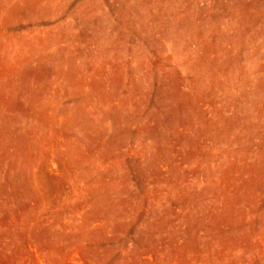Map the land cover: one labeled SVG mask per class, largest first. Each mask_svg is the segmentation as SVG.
I'll return each mask as SVG.
<instances>
[{
	"label": "rangeland",
	"instance_id": "rangeland-1",
	"mask_svg": "<svg viewBox=\"0 0 264 264\" xmlns=\"http://www.w3.org/2000/svg\"><path fill=\"white\" fill-rule=\"evenodd\" d=\"M0 264H264V0H0Z\"/></svg>",
	"mask_w": 264,
	"mask_h": 264
}]
</instances>
